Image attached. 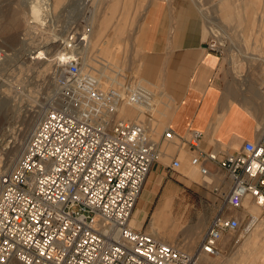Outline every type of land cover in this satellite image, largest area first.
Masks as SVG:
<instances>
[{
	"label": "built area",
	"instance_id": "built-area-1",
	"mask_svg": "<svg viewBox=\"0 0 264 264\" xmlns=\"http://www.w3.org/2000/svg\"><path fill=\"white\" fill-rule=\"evenodd\" d=\"M206 47L220 51L214 40ZM63 55L60 100L0 174V264H194L197 252L217 254L222 233L239 228L237 217L215 214L193 254L129 225L156 159L154 141L143 123L115 116L116 88L95 85L81 75L75 53ZM201 135L191 129L179 142L194 149L190 162L203 175L212 163L231 179L225 205L249 197L264 206V132L224 154L200 148ZM179 164L172 159V168Z\"/></svg>",
	"mask_w": 264,
	"mask_h": 264
},
{
	"label": "rangeland",
	"instance_id": "rangeland-1",
	"mask_svg": "<svg viewBox=\"0 0 264 264\" xmlns=\"http://www.w3.org/2000/svg\"><path fill=\"white\" fill-rule=\"evenodd\" d=\"M148 1L0 0V174L11 168L21 154L29 134L41 117L38 116L41 110L60 100L58 77L65 68L61 60L57 59L59 51L66 49L62 47L68 45V41L70 45L79 46L80 36L87 39L84 52L75 53L81 74H84L86 59L90 62L95 56L94 67L85 75L101 88L118 90L119 97L113 104L117 118L130 117L145 125L142 117L137 119L132 111L138 102L137 95H130L131 84L133 86L136 82L128 80L131 73L132 79L139 75L141 35L145 29ZM125 2L128 5L122 6ZM137 2L142 4L137 6ZM194 3L203 15L206 42L214 40L220 48L217 54L225 81H235L238 85L264 81V0H194ZM123 14L127 16L125 23H122ZM34 15L43 18L45 24L39 18H34ZM244 18H248L250 24L245 20L241 23ZM116 31L120 34L114 41ZM116 51H119V63L115 65L117 69L115 72L104 70L111 63V54ZM99 67L103 70H98ZM162 131L163 128L158 133H148L162 150L154 162L164 156L165 147L169 154L174 149L167 146L169 141ZM176 141L178 144L173 152H178V172L165 177L158 176L150 187V194L147 189H143V185L144 192L138 198L151 197L144 207L142 223L136 228L148 232V221L169 199L168 207L179 215L180 220V227H176L175 232L166 231L168 236L172 235L170 243L191 253L192 249L187 246L191 243L194 245V240L202 232V229L197 228L196 221L202 204L199 192L202 186L199 182L203 180L198 168H188L186 165V143L179 142V139ZM203 183L211 185L212 182ZM164 190L166 194H163ZM137 201L134 209L142 205V200ZM160 201V207L153 213ZM255 219L249 216L239 221V228L231 235L233 244L240 242L248 231L253 232L251 225ZM196 230L197 234L193 235ZM160 234L164 233L160 231ZM164 236L162 240L165 241L167 235ZM216 260V255H206L201 262L198 259L194 262L214 264Z\"/></svg>",
	"mask_w": 264,
	"mask_h": 264
},
{
	"label": "crops",
	"instance_id": "crops-1",
	"mask_svg": "<svg viewBox=\"0 0 264 264\" xmlns=\"http://www.w3.org/2000/svg\"><path fill=\"white\" fill-rule=\"evenodd\" d=\"M141 4L137 2L136 5ZM125 5L128 4H122ZM124 14L122 23L127 19ZM244 20L250 24L248 18L242 19L241 23ZM119 34L116 31L113 35L114 41ZM206 35L203 15L194 0L148 1L145 29L141 35L140 76L132 79L131 73L128 80L136 82L133 86L131 84L130 91L131 97L137 95L138 99L132 111L137 119L142 117L145 121L149 134L151 131L158 133L163 128V131L171 129L174 136L167 140V146L174 147L172 153L169 154L165 147L164 156L154 162L147 173L142 188L147 189L149 194L158 176L165 177L178 172L177 168L171 167L172 159L178 154L177 151L173 152L178 144L176 139L185 137L191 129L201 130L200 148L213 149L220 154L235 152L243 140L255 139L264 132V81H252L249 85L225 81L217 52L206 47ZM93 58L94 63L95 56ZM110 58L111 63L104 70L115 72L119 51L112 53ZM98 70L102 71L103 68L99 67ZM154 142L160 155L162 150L157 141ZM185 148L186 165L190 168L194 149L188 143ZM207 167L210 170L211 185L204 184V179L199 182L202 186L199 189L202 204L196 226L202 232L198 233L200 236L193 237H196L194 245L191 243L187 248L192 249L191 253L196 251L215 214L232 215L239 221L254 216L256 219L251 225L253 232L248 231L237 244H233L231 239L235 231L222 233L218 240L219 252L214 254L217 256L214 264H264V206L256 204L249 197L243 198L240 205L232 206L237 207L235 209L226 206L223 198L231 186V179L224 172H214L215 166L212 163H207ZM182 175L187 178L185 173ZM163 194H166L165 190ZM148 199L137 198V202L142 200V205L134 209L131 226L141 225ZM168 202L169 199H166L160 209L162 201L156 204L153 213L158 211L148 221V232L160 239L167 235L165 241L170 242L172 235L168 236L166 231L175 232L174 229L180 227V220L179 215L168 207ZM160 231L164 234H160ZM204 256L200 254L196 259L201 262Z\"/></svg>",
	"mask_w": 264,
	"mask_h": 264
},
{
	"label": "bare ground",
	"instance_id": "bare-ground-1",
	"mask_svg": "<svg viewBox=\"0 0 264 264\" xmlns=\"http://www.w3.org/2000/svg\"><path fill=\"white\" fill-rule=\"evenodd\" d=\"M34 18H36V19H38L39 18V20H40V22L42 23V24H45L44 23V21H43V18L41 19L39 16H37V15H34ZM33 18V20H35ZM67 38H65L64 39V41L66 40ZM69 40H71V37L69 36ZM79 42H80V45L79 46H77V45H70L69 43V41L68 42H66L68 45H70L71 46V48H68V45H65L64 43V46L62 47V48H68V49H62L61 51H59L60 52V55L61 54H64V52H66V51H69L70 50V52H73V53H76V52H79V53H82V52H84V50H85V48H87V46H85V45H87V39L85 38V37H83V36H80L79 37ZM60 42H63V40L62 41H60ZM76 46V47H75ZM84 46H85V48H84ZM76 54H78V53H76ZM60 55L58 56V60H59V57H60ZM87 60H89V59H86V64H85V66H84V69L83 70H85V71H83V73L84 74H81V75H87V73L91 70V68H92V66H93V62H92V60L90 61V62H88ZM94 67V66H93ZM63 72H64V70H63ZM94 74H95V72H94ZM85 75V76H86ZM45 109H46V107H44L42 110H41V113L38 115V116H40V115H42L43 114V112L45 111ZM128 120H132V119H128ZM133 121H136V120H133ZM166 138H168L167 140H171L172 138H174V136H170V137H166ZM154 141V140H153ZM154 143V151H155V157L157 158V155H158V152H157V149H156V146H155V142H153ZM19 156V155H18ZM18 159V158H17ZM17 161V160H16ZM15 161V162H16ZM15 164V163H14ZM13 164V165H14ZM190 165H192L191 166V168H198L196 165H194V164H192L191 162L189 163ZM179 166H180V164H179ZM13 167V166H12ZM198 171H199V173L201 174V178H202V180L204 179V182L206 181L205 179H207V180H209V176L208 175H203L201 172H200V170H199V168H198ZM147 176V175H146ZM142 187H143V185H142ZM141 190H142V188H141ZM144 192V190H142V192L140 191V193H141V195H142V193ZM140 193H139V195H140ZM140 195V196H141ZM251 199V198H250ZM257 204V203H256ZM261 206V205H260ZM131 217H132V215H131ZM131 217H130V219H131ZM129 225H130V220H129ZM197 250V249H196ZM197 254L198 255H200V254H205V255H214V254H210V253H206V252H203V251H201V252H197ZM197 255V256H198ZM194 264H195V262H194Z\"/></svg>",
	"mask_w": 264,
	"mask_h": 264
},
{
	"label": "clouds",
	"instance_id": "clouds-1",
	"mask_svg": "<svg viewBox=\"0 0 264 264\" xmlns=\"http://www.w3.org/2000/svg\"><path fill=\"white\" fill-rule=\"evenodd\" d=\"M33 11L35 12V9H33ZM59 59L61 61L65 60V59H68V57H65L63 54L60 55Z\"/></svg>",
	"mask_w": 264,
	"mask_h": 264
}]
</instances>
